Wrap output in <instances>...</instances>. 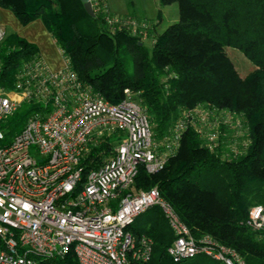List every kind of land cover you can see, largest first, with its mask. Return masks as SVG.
Returning <instances> with one entry per match:
<instances>
[{"label":"trees","instance_id":"obj_1","mask_svg":"<svg viewBox=\"0 0 264 264\" xmlns=\"http://www.w3.org/2000/svg\"><path fill=\"white\" fill-rule=\"evenodd\" d=\"M175 3L171 23L151 37L110 26L102 0H91L93 16L80 0H0L20 24L38 18L77 79L107 101L132 93L145 108L155 138L162 137L181 108L203 104L238 116L244 145L228 147L218 123L216 143L207 147L193 126L180 134L175 152L149 174L139 165L132 190L156 186L195 239L208 236L214 246L236 251L245 264H264V230L247 222L253 205H264V0H157ZM160 12V11H159ZM153 26V25H152ZM225 46L237 48L252 63L238 74ZM36 45L16 32L0 41V83L10 86L20 59ZM37 106L22 102L0 124L9 137ZM223 137V136H222ZM112 139L103 138L82 160V176L110 156ZM133 237L151 239L144 262L131 264H225L205 256L172 260L167 246L174 235L161 211L152 205L126 227ZM42 264H78L73 254L42 257Z\"/></svg>","mask_w":264,"mask_h":264},{"label":"built area","instance_id":"obj_2","mask_svg":"<svg viewBox=\"0 0 264 264\" xmlns=\"http://www.w3.org/2000/svg\"><path fill=\"white\" fill-rule=\"evenodd\" d=\"M106 20L131 35L149 27L145 19L127 15ZM5 33L0 25V41ZM63 62L53 71L35 52L19 60L8 88L0 83V124L22 102L37 106L9 137L0 127V264H42V257L66 254L78 264L141 263L151 253V239H136L126 227L152 205L174 235L166 248L172 260L203 253L245 264L234 249L214 246L208 236L192 237L156 186L131 189L137 167L149 174L163 167L188 125L211 148L213 127L227 126L232 114L203 104L181 108L167 132L155 138L145 107L131 92L123 89L121 100L107 101ZM103 138L112 139L110 156L81 177L82 160ZM246 219L264 230V205H253Z\"/></svg>","mask_w":264,"mask_h":264},{"label":"rangeland","instance_id":"obj_3","mask_svg":"<svg viewBox=\"0 0 264 264\" xmlns=\"http://www.w3.org/2000/svg\"><path fill=\"white\" fill-rule=\"evenodd\" d=\"M105 2L108 12L112 15H116L118 17L123 16L122 14H127L130 18L136 20L145 19L147 21L150 32L148 37L142 39V44L147 48L150 45L153 34L156 32L158 33L160 30L165 28L168 23H171L174 20L177 11L175 3L173 2L162 6V14L158 11V6L156 4L157 0H105ZM158 12L160 13V18L158 19V22H155L153 20L156 18ZM129 14L132 15L130 16ZM225 52L234 62V66L238 71V74H244L252 67L251 61L248 60L237 48L225 46ZM228 121V128H224L223 131L218 128V124H216L213 128L214 130H217V134L221 131V141L227 144L228 147H235L246 141L244 138L245 127H243L238 116L230 115V117H228ZM195 258L204 259L205 256L198 254L195 255Z\"/></svg>","mask_w":264,"mask_h":264},{"label":"crops","instance_id":"obj_4","mask_svg":"<svg viewBox=\"0 0 264 264\" xmlns=\"http://www.w3.org/2000/svg\"><path fill=\"white\" fill-rule=\"evenodd\" d=\"M102 1L108 11L105 0ZM161 8L163 7H160V13L162 12ZM160 13L158 12L153 21L158 22ZM17 20L18 19L14 17L9 10L0 7V25L4 31H6V33L16 32V34L23 37L25 41L35 44L37 55L41 57L48 68L53 69V71L61 69L64 64L63 56L60 54L55 42L51 40L48 31L44 28L41 21L38 18H35L26 22L24 25L20 24Z\"/></svg>","mask_w":264,"mask_h":264},{"label":"water","instance_id":"obj_5","mask_svg":"<svg viewBox=\"0 0 264 264\" xmlns=\"http://www.w3.org/2000/svg\"><path fill=\"white\" fill-rule=\"evenodd\" d=\"M82 1V7H83V10L85 11L86 14L90 15V16H93V11H92V8H91V1L89 0H80Z\"/></svg>","mask_w":264,"mask_h":264}]
</instances>
